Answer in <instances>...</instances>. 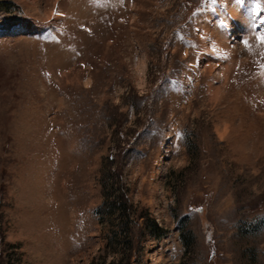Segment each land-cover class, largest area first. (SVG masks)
<instances>
[{
  "label": "rangeland",
  "instance_id": "rangeland-1",
  "mask_svg": "<svg viewBox=\"0 0 264 264\" xmlns=\"http://www.w3.org/2000/svg\"><path fill=\"white\" fill-rule=\"evenodd\" d=\"M261 21L0 0V264H264Z\"/></svg>",
  "mask_w": 264,
  "mask_h": 264
},
{
  "label": "trees",
  "instance_id": "trees-1",
  "mask_svg": "<svg viewBox=\"0 0 264 264\" xmlns=\"http://www.w3.org/2000/svg\"><path fill=\"white\" fill-rule=\"evenodd\" d=\"M120 198V199H119ZM120 200V201H119ZM115 205H114V207L116 208H120V210L122 211V212H124L125 210H126V208H125V202H124V198H123V195L120 193L119 195H118V197L116 198V200H115V203H114ZM141 216V215H140ZM127 225V220H126V223H125V228L127 229L128 227L126 226ZM149 228H151V230H152V232H154V231H158L159 230V226L157 225V223L153 220V219H151L150 221H149ZM126 229H123L124 230V232H126ZM127 237H128V235L125 233V237H124V239H123V241L125 240V241H128L129 242V240L127 239ZM124 259L126 260V262L125 263H127V262H129L130 261V256H129V254H125L124 255Z\"/></svg>",
  "mask_w": 264,
  "mask_h": 264
},
{
  "label": "snow or ice",
  "instance_id": "snow-or-ice-1",
  "mask_svg": "<svg viewBox=\"0 0 264 264\" xmlns=\"http://www.w3.org/2000/svg\"><path fill=\"white\" fill-rule=\"evenodd\" d=\"M261 23H264V21H261Z\"/></svg>",
  "mask_w": 264,
  "mask_h": 264
}]
</instances>
